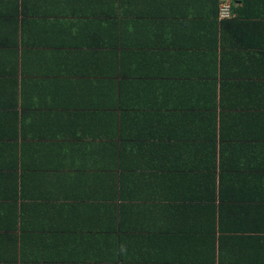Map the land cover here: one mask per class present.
<instances>
[{
  "label": "crops",
  "instance_id": "0c3cea01",
  "mask_svg": "<svg viewBox=\"0 0 264 264\" xmlns=\"http://www.w3.org/2000/svg\"><path fill=\"white\" fill-rule=\"evenodd\" d=\"M0 0V264H264V0Z\"/></svg>",
  "mask_w": 264,
  "mask_h": 264
},
{
  "label": "built area",
  "instance_id": "2783aa9c",
  "mask_svg": "<svg viewBox=\"0 0 264 264\" xmlns=\"http://www.w3.org/2000/svg\"><path fill=\"white\" fill-rule=\"evenodd\" d=\"M219 17L223 20L230 19L232 17L231 7L225 0L220 3Z\"/></svg>",
  "mask_w": 264,
  "mask_h": 264
},
{
  "label": "trees",
  "instance_id": "16d2710c",
  "mask_svg": "<svg viewBox=\"0 0 264 264\" xmlns=\"http://www.w3.org/2000/svg\"><path fill=\"white\" fill-rule=\"evenodd\" d=\"M179 262L180 264H185L184 259L182 256H179ZM196 264H215V259L214 257L210 260V262H203L202 258H199V260H197Z\"/></svg>",
  "mask_w": 264,
  "mask_h": 264
}]
</instances>
